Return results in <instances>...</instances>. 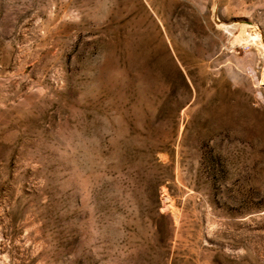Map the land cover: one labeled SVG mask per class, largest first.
<instances>
[{"label":"rangeland","instance_id":"1","mask_svg":"<svg viewBox=\"0 0 264 264\" xmlns=\"http://www.w3.org/2000/svg\"><path fill=\"white\" fill-rule=\"evenodd\" d=\"M0 264H264V0H0Z\"/></svg>","mask_w":264,"mask_h":264},{"label":"bare ground","instance_id":"2","mask_svg":"<svg viewBox=\"0 0 264 264\" xmlns=\"http://www.w3.org/2000/svg\"><path fill=\"white\" fill-rule=\"evenodd\" d=\"M150 39L153 38L150 37ZM154 41L156 42L157 40ZM150 42L151 40H146L145 42L137 44L138 54L139 55L150 54L154 57V60H156L157 62L162 61L163 57L166 56L163 47L159 45L161 47L160 49L150 51L147 49Z\"/></svg>","mask_w":264,"mask_h":264}]
</instances>
